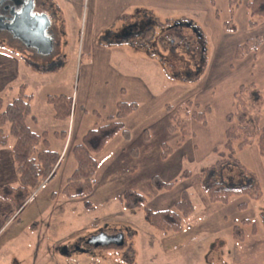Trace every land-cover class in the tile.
<instances>
[{"label":"rangeland","instance_id":"obj_1","mask_svg":"<svg viewBox=\"0 0 264 264\" xmlns=\"http://www.w3.org/2000/svg\"><path fill=\"white\" fill-rule=\"evenodd\" d=\"M74 1H77L74 13L61 14L64 24L59 35L62 37L63 33L65 41L59 42L48 59L21 49L6 35L0 36V58H5V66H0L1 77L7 82L0 97L5 105L16 97L21 85H26L27 94L34 95L33 108L52 134L55 124L51 115H55V110L47 98L65 95L77 104V111L82 105L89 112L87 122L93 128L97 120L93 112L108 115L111 110L108 98L120 84L111 68L117 66L119 72L126 65L119 59H139L138 56L151 57L155 53L158 65L137 64L135 74L145 81L149 93L138 96L142 98L141 108L128 124L131 142L119 134L99 154L96 188L88 199L91 205L87 207L82 200L66 202L60 192L62 166L55 179L35 194L20 220L9 229L20 237L12 253L3 255L2 260L13 254L18 264H264V166L257 147L240 148L234 143L236 156L258 178L260 198L233 196L227 204L211 203L199 180L200 172L220 158L218 153L225 143L226 117L233 112L234 94L242 85L254 84L264 89V43L255 60L253 54L240 61L234 58L238 45L264 37V19L255 18L257 24L249 25L246 8L249 0H240V6L233 12L229 0H142L141 7L124 12L134 23L140 19L141 25L154 19L152 29L141 33L136 40L138 46L126 42L118 47L121 50L113 56L110 68L103 60L108 59V52L102 54V64L95 66L91 64L95 53L87 56V51L94 45L115 47L113 30L104 27L111 20V9L107 13L102 0ZM60 54L63 61L60 70L46 76L35 74L34 69L47 70L46 61L58 59ZM10 61L13 64L6 66ZM92 65L96 76L92 75ZM188 100L194 104L190 109L185 107ZM168 105L175 109L184 105L189 111L185 119L190 120L187 121L193 136L185 137L181 147L177 146L181 134L167 131ZM195 106L211 107L207 127L192 120L190 113ZM56 121L62 123L60 119ZM13 142L11 138L9 143ZM53 143L51 140L52 147ZM163 143L172 148L166 160L160 156ZM185 172L189 176L182 177ZM154 176L173 183V188L154 189L151 182ZM218 180L226 185L246 182L232 166L223 168ZM127 190L143 195L144 208L153 211L174 209L187 192L193 212L183 215L181 232L164 234L146 223L143 210L124 207L122 195ZM245 221L248 222L243 225ZM236 225L243 228L241 242L233 236ZM100 234L117 235L123 244L94 245L92 238ZM6 237L7 234L3 239Z\"/></svg>","mask_w":264,"mask_h":264},{"label":"trees","instance_id":"obj_2","mask_svg":"<svg viewBox=\"0 0 264 264\" xmlns=\"http://www.w3.org/2000/svg\"><path fill=\"white\" fill-rule=\"evenodd\" d=\"M240 4V0H229L232 12ZM246 8L251 27L257 24L255 18L264 19V0H249ZM145 21L142 25L125 26L122 33H127V28L132 27L136 35L133 39H139L142 35L140 37L138 35L152 29L154 19ZM263 43L264 37H257L238 45L234 54L235 60L240 61L249 54H253L255 60ZM47 103L54 107L55 119L64 122L70 118L73 106L71 98L65 95L48 96ZM193 105L191 100L185 103V107L188 109ZM183 107L184 105L177 109L171 105L166 107V111L170 113L167 131L170 134H181L177 143L178 147L182 146L185 137L192 135L188 124L190 120L187 117L185 119V115H189V111ZM196 108L198 106H195V109H192V113H190L192 120L207 127V116L212 112L211 107ZM138 109L139 105L136 102H120L116 105L115 114L107 117L104 124L86 132L81 143L75 146L72 151L75 168L62 188L65 198L82 200L87 207L91 205L88 199L96 188V175L99 168L97 156L117 134L122 133L129 139V133L123 120ZM93 116L101 119V115L96 111L93 112ZM263 119L264 89H258L254 84L240 86L234 94L233 112L226 117L228 127L225 131L223 150L218 153L220 158L215 164L200 172L201 188L209 202L227 204L233 196H248L250 199L261 197L262 192L258 178L236 156L234 143L240 148L255 145L264 166V126H261ZM31 121L36 122L37 118L33 115L32 95L27 94L26 85H21L16 97L6 105L4 99L0 97V149L7 146L11 138L14 139L11 153L19 181L18 185L0 186V201L12 202L17 213L24 209L31 197L45 183L55 178L61 164V153L49 146L48 133L35 132L30 126ZM146 132L144 136L148 140ZM55 135L63 136L62 140L66 138L65 132H57ZM161 148L160 156L166 160L171 155L172 148L167 143H163ZM134 152L138 154L136 149ZM214 152H218L217 149H214ZM228 166L238 169L246 182L240 185H226L220 182L219 174L223 168ZM189 174V172H185L182 177L189 176ZM151 182L153 188L158 191L171 190L174 186L173 183L164 182L157 176H154ZM122 196L124 207L127 210H143L146 223L164 234L181 232L183 230V215L193 212L191 198L187 192L183 193L174 209L158 211L144 208L145 197L140 193L127 190L123 192ZM247 222L245 221L243 225ZM233 236L236 241H243V228L236 225L233 228Z\"/></svg>","mask_w":264,"mask_h":264},{"label":"crops","instance_id":"obj_3","mask_svg":"<svg viewBox=\"0 0 264 264\" xmlns=\"http://www.w3.org/2000/svg\"><path fill=\"white\" fill-rule=\"evenodd\" d=\"M59 2H63V3H59ZM102 3L104 5V7L107 8V11H106L107 13L110 12V9L112 12L111 20H109L107 22V25H105L104 27H105V29H112L113 30L111 33L114 34V41H115L114 46L115 47L105 48L104 46L94 45V47H92V49L90 48L87 51V56H93L95 53L96 56L93 59L91 58V61H92L91 64H94L95 66H97L98 63L103 62L102 61V58H103L102 54L105 52H108L109 53L108 59L105 60V58H103V60L105 62H107L108 66H110L111 62H113V60H114L113 56L116 57L117 52H120V50H121L118 47H123L126 42L130 43L131 46H138L137 45L138 41L133 39L134 36H136V35H135V32L133 31L132 27L127 28V30H128L127 33L123 34L122 31L126 25H128L127 27H130L134 24L140 25L141 20L139 19L135 23L132 22V20L130 18H128V16H127L129 14L127 12H124V11L126 9H129V8H135L136 9L138 7H141L143 2H142V0H102L101 4ZM76 4H77V1L75 2L74 0H59V1L58 0H47V12L54 13L57 16V17L53 18V20L55 22V30H56V32H58L56 35V38H57L56 42L53 41L54 50L57 48V46H59V42L65 41L64 34L62 33V37L59 35V29L64 24V20L62 19L61 14L68 15L70 13H74V9L76 7ZM98 8H99V6H98ZM116 9H117V11H120V13H118V14L116 13V15H115V12H117ZM141 35L142 34L138 35V37H140ZM59 38H60V40H59ZM160 43H161V40H160ZM54 50H53V52H54ZM35 53H37V52H35ZM51 56H47V57H51ZM121 56H123L122 53H121ZM61 57H62V54H60V57H58V59L55 58V59H51L49 61H46L48 63L49 62L56 63L55 66H53V67L48 68V66H47V72L40 71L38 69H34L35 74L39 75V76H46L48 72L49 73L57 72L58 70H60L63 67V65H62L63 61L61 60ZM138 57H139V59L137 57H133V58L130 57L128 59L126 57H124V59H119L120 63L126 64L124 66V68H121V67L119 68V72H117V69H118L117 66H115L114 69L111 68V66H110V68L112 69V72H113V76H115L118 79L120 84H118V87L116 88L113 95L108 98L107 103H110L112 106L111 110L109 111V114L108 115H105V114L102 115V113H99L101 115V119H97L96 117L93 116V118H96L98 120V122H97V120H96V122H93V125H94L93 128L101 125L100 124L101 120H106L107 117L113 116L116 112V105L120 102H128V103L136 102L139 105V109L141 108L139 101L142 98L141 97L138 98V96H141L142 94H148L149 92H148V87L145 84V81L140 76L135 74V73H137V71L135 69L137 68V64H142V63L143 64L144 63H146V64L150 63V64H154L155 66H157L158 65L157 64L158 63V55L153 53V56H151V57H148L147 55H145L144 58H141V56H138ZM159 57L161 58V61H163L162 58H164V57H163V54L161 52H160ZM42 58H43V56H42ZM4 61H5V58L1 57L0 58V66H2V67L5 66ZM13 62L14 61L6 62V66L8 65V63L13 64ZM107 64H105V65H107ZM92 69H93V65H92ZM91 72H92V75L96 76V69H95V71L93 69V71H91ZM1 76H2V71L0 70V90L5 89L7 87L6 80L3 79ZM126 80L128 81L127 84L125 83ZM29 95H32V101H33L34 95L33 94H29ZM32 107H33V103H32ZM104 109H106V108H104ZM139 109L137 111H139ZM105 111L106 110H104V112ZM137 111L134 112L133 114H136ZM133 114L129 115L128 117H126L123 120L125 128L130 135H131V133H130V128H129L128 124L132 120V118L134 116ZM33 115L37 118V121L36 122L31 121L30 122V126L32 127V129L38 133L47 132L48 136H49L48 137L49 146L51 148H53L54 150H57L61 153V164H60V167H59L57 173L59 172V170L63 166V168H64L63 173H62L63 175L61 176V182H60V192L62 194V188H63L65 182L67 181V179L72 175L74 168H75V158H74V155L72 152L73 148L81 143L86 132L91 129L90 125L87 122V120L89 119V116H88L89 112L84 110L82 105H81L80 109L77 111V104L73 103L71 116L67 121H64V122L62 121V123L57 122L56 119L54 118V116L51 115L52 121L55 124L53 127L52 134L49 132V130H47V126L42 121L43 118L36 113L34 108H33ZM34 128H36L37 130ZM57 132H65L66 138L64 140H62L63 136H56L55 135V133H57ZM120 134H122V133H120ZM117 135H119V134H117ZM130 135H129L128 142H131ZM116 136L114 138H116ZM114 138L112 140H114ZM119 138L122 139L121 137H119ZM51 140L54 141V143H53L54 147L51 146ZM109 142H108V144H109ZM12 145H13V143L12 144L8 143L7 146L0 149V186L6 185V184L18 185V182H19L18 181V175L16 173L15 164H14L13 157H12V153H11ZM108 151H109V149H108ZM102 152H105V151H102ZM97 160H99V155L97 156ZM51 181H53V180H51ZM51 181L45 183L35 194H37L42 188L47 186ZM35 194L31 197V199L35 196ZM55 194L56 193H52V195H55ZM30 200L28 201L27 204H29ZM65 200L68 203H73L75 201H81V200H68V199H65ZM25 208H26V206L24 207V209ZM22 211L19 213L15 212L14 205L10 201H0V264H18L17 260H15V258L13 257V254H12V256L9 255V258L8 259L6 258L5 261L2 260V257L6 253H12L13 246L17 242L18 238L20 237V234L18 232L13 233V231H12V233H10L9 229H11V226L14 223H16L20 220V217L22 215ZM5 234H7L6 238H8V240L6 238L3 239Z\"/></svg>","mask_w":264,"mask_h":264},{"label":"water","instance_id":"obj_4","mask_svg":"<svg viewBox=\"0 0 264 264\" xmlns=\"http://www.w3.org/2000/svg\"><path fill=\"white\" fill-rule=\"evenodd\" d=\"M33 8V2H30L22 11L16 14L11 24H4L0 18V30L9 31L15 38L28 48L33 49L39 55L43 57L51 56L54 45L53 39L49 36V31L52 28L50 17L45 14H34ZM91 242L94 245L102 246L113 243L114 241L112 237L104 236L103 239H99V236H94ZM121 244L123 243L120 241L119 245ZM64 254H66L65 250Z\"/></svg>","mask_w":264,"mask_h":264},{"label":"flooded vegetation","instance_id":"obj_5","mask_svg":"<svg viewBox=\"0 0 264 264\" xmlns=\"http://www.w3.org/2000/svg\"><path fill=\"white\" fill-rule=\"evenodd\" d=\"M30 2H33V6H34L33 13L34 14H38V15L45 14L46 16L48 15V13H47V0H0V18L3 20V23L4 24H11V22L14 20V18L16 16V14H18L20 11H22L23 8H25L26 5H28ZM50 16H51L50 20L52 23V28L49 31V36L53 39V41L56 42V39H57L56 35L58 32H56V30H55V22H54L53 18H55L57 16L54 13H50ZM123 34H124V32H123ZM3 35H6L9 39V41L15 42L18 46L21 47V49L29 50V51L32 50L31 48H28L27 46H25L17 38H15V36L12 33H10L9 31L0 30V36H3ZM32 51H34V50H32ZM36 55L39 56V54H37V53H36ZM39 57H42V56L40 55ZM45 58H49V57H45ZM55 64L56 63H54V62H49V63L47 62L48 67H53V66H55ZM98 236H99V239H103L105 235L100 234ZM109 238H111V237H109ZM112 239L114 242L110 243V244H112L114 246L119 245L120 241H121V243H123L122 238L117 237V235L113 236ZM102 246H104V245H102Z\"/></svg>","mask_w":264,"mask_h":264}]
</instances>
